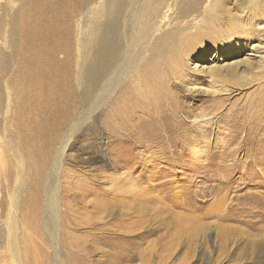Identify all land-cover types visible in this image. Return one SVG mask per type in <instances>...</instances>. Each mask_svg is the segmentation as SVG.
I'll list each match as a JSON object with an SVG mask.
<instances>
[{"label": "rangeland", "instance_id": "obj_1", "mask_svg": "<svg viewBox=\"0 0 264 264\" xmlns=\"http://www.w3.org/2000/svg\"><path fill=\"white\" fill-rule=\"evenodd\" d=\"M0 264H264V0H0Z\"/></svg>", "mask_w": 264, "mask_h": 264}, {"label": "bare ground", "instance_id": "obj_2", "mask_svg": "<svg viewBox=\"0 0 264 264\" xmlns=\"http://www.w3.org/2000/svg\"><path fill=\"white\" fill-rule=\"evenodd\" d=\"M245 62H246V64L249 63V62H247V61H245ZM214 71H215V70H214Z\"/></svg>", "mask_w": 264, "mask_h": 264}]
</instances>
